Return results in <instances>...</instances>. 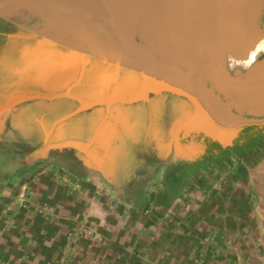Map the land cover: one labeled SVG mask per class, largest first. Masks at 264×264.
Wrapping results in <instances>:
<instances>
[{"label": "crops", "instance_id": "crops-1", "mask_svg": "<svg viewBox=\"0 0 264 264\" xmlns=\"http://www.w3.org/2000/svg\"><path fill=\"white\" fill-rule=\"evenodd\" d=\"M4 1L2 43L12 50L47 44L53 33L39 35L43 21ZM254 3L142 0L134 12L137 40L180 69L204 63L203 72L215 79L221 63L243 68L264 56L263 49L251 58L264 46V0ZM28 19L23 33L4 37V24ZM69 53L67 71L49 69L33 82L15 73L13 83L22 85L0 91V264H192L199 240L214 230L230 232L236 247L218 264H264V195L230 198L210 180L184 178L182 170L195 168L166 165L184 157V143H194L181 140L177 112L186 100L148 94L132 104L83 110L132 97L144 80L92 54ZM162 103L169 113L148 120L146 112ZM163 170L179 197H160ZM28 187L54 216L17 211L14 202Z\"/></svg>", "mask_w": 264, "mask_h": 264}, {"label": "water", "instance_id": "water-1", "mask_svg": "<svg viewBox=\"0 0 264 264\" xmlns=\"http://www.w3.org/2000/svg\"><path fill=\"white\" fill-rule=\"evenodd\" d=\"M241 1L245 8L252 6L253 2H256L253 7L257 5V0ZM141 2L142 0H5L3 6H16L15 11L28 12L38 17L39 22L44 23V32L39 35L52 32L51 40L72 52L92 54L107 63L133 69L142 75L144 81L138 94L93 103L84 106L83 110L112 103L132 104L146 99L148 94L169 93L189 101L193 106L192 112H181L178 118L183 134H204L225 148L233 145L234 138L245 127L264 125V118H260L264 115V89L259 93L256 90L264 88V71L261 72L264 69L263 63L254 60L243 79L229 74L223 63L220 64L221 70L215 73V79L203 72L206 65L204 63H200L195 70L167 64L137 40L134 12ZM253 75L256 77L249 79ZM217 79L223 80L222 90H230L232 97H237L235 102L226 103L213 95L209 81L218 84ZM204 80L209 81L206 83ZM30 99L32 98L23 97L21 101ZM14 103H9L7 109ZM236 109L240 112L239 115H236ZM247 113L254 118H248Z\"/></svg>", "mask_w": 264, "mask_h": 264}, {"label": "rangeland", "instance_id": "rangeland-1", "mask_svg": "<svg viewBox=\"0 0 264 264\" xmlns=\"http://www.w3.org/2000/svg\"><path fill=\"white\" fill-rule=\"evenodd\" d=\"M22 21L26 22L28 25L25 23L20 25L17 24V26L11 28V26L7 24L10 28L8 29L6 24H4L3 27L6 31H3V34L7 32L4 37H9V34L14 35L15 31L23 33L27 27H31V21L29 19L27 21ZM45 43L47 44L42 46L27 43L17 50H12L7 47V45L3 44L0 39V79L4 77L3 80H6L0 84V91L9 93L13 89L22 85L20 81L13 83L15 73H24L25 77L28 76L29 81L33 82L39 77V75L41 76L42 72L49 69L52 73H57V70L62 73L70 68V65L68 64L69 58L72 57L69 53L70 50L62 45L54 43L51 39H48ZM263 49L264 46L261 45L256 49L251 58H254L256 53ZM259 58L257 60H259ZM55 59H59L60 64H58ZM227 65L229 74L235 75V77L243 79V77L248 74L249 67H237L235 64H232L231 66L229 64ZM96 70L98 72L100 69L97 68ZM255 77L256 76L253 75L250 76L249 79ZM208 81L209 80H204L206 83ZM217 83H220V85L209 81V88L215 97L226 103H232L237 100L236 96L232 97V91L222 90L221 87H224L222 79H217ZM226 86H229V84L226 83ZM237 111L238 110L236 109V115H239L240 112ZM168 113L169 112L162 103L153 108L152 111L148 110L145 117L149 120V114H152L155 118H164ZM248 113L246 116L249 118L251 116ZM262 114H264V112ZM180 115L181 109L177 112V117H180ZM185 137H187V135H185ZM197 142L199 143L201 141L197 138L192 145L184 143L182 145L184 148L182 152L184 157L177 160H171V162L166 160V162H168L166 165L178 166L180 168H195L194 170H188L189 172L182 170V172H184V178H186V173H188V179L192 178L197 180L199 177L201 179L205 178L206 181L210 180L212 185H216V188L213 190L221 189L223 191L225 189L226 194H228L230 198H233L236 194H240L242 198L254 200L263 197L264 191L260 188L263 187L264 189V132L259 135L255 142L236 143L232 146H227L226 148L224 146L218 147L215 144H211V146L209 144L199 146L197 145ZM219 145L221 144L219 143ZM236 168H242V170H236ZM163 171L164 180L159 192L160 197H179L177 191L172 189V186L170 188L171 184L166 178L169 170ZM257 173H259V176ZM187 185L188 183H184L183 188ZM235 188H237V191H234ZM182 193H184V191ZM211 235L216 237V241L214 244L208 246L203 242L205 238H209ZM198 244V249L196 250L192 264H194L200 256H202L201 260H204V264H218L222 254H235L236 251L234 240L228 231L214 230L201 238Z\"/></svg>", "mask_w": 264, "mask_h": 264}, {"label": "built area", "instance_id": "built-area-1", "mask_svg": "<svg viewBox=\"0 0 264 264\" xmlns=\"http://www.w3.org/2000/svg\"><path fill=\"white\" fill-rule=\"evenodd\" d=\"M15 205L17 206V211L25 213L29 216H42L45 218H50L54 216V209L47 203L40 202L37 194L32 188L28 187L17 196L15 200ZM14 223L13 218L8 219V226ZM216 241L214 235L209 236V238L204 239V244L212 245ZM200 256L194 264H204V260H201Z\"/></svg>", "mask_w": 264, "mask_h": 264}, {"label": "flooded vegetation", "instance_id": "flooded-vegetation-1", "mask_svg": "<svg viewBox=\"0 0 264 264\" xmlns=\"http://www.w3.org/2000/svg\"><path fill=\"white\" fill-rule=\"evenodd\" d=\"M259 61H261L263 63V65H264V56L260 57ZM263 71H264V69L261 72H263ZM262 89H264V88H256L258 93L260 91H262ZM183 100H185V99H183ZM184 102H187L188 106L185 105L183 107V106L180 105V107H178V109H181V112H192V110H193L192 104L189 101H187V100L184 101ZM250 118H254V116H251ZM260 118L261 119L264 118V115L261 116ZM263 132H264V125H261V126L251 125V126L245 127L238 134V136L236 138H234L233 144L241 143V142H255L258 139L259 135L262 134ZM181 137H182L181 138L182 142H187V141H191V140L195 141L198 138L201 141L199 143L197 142L198 143L197 145H199V146H205V144H209L211 146V144H213V145L215 144L218 147H223V146L219 145V143L214 142L212 139L206 137L204 134H199V135L191 134V135H187V137H185V135L182 133Z\"/></svg>", "mask_w": 264, "mask_h": 264}, {"label": "bare ground", "instance_id": "bare-ground-1", "mask_svg": "<svg viewBox=\"0 0 264 264\" xmlns=\"http://www.w3.org/2000/svg\"><path fill=\"white\" fill-rule=\"evenodd\" d=\"M255 51H256V50H255ZM255 51H254V52H255ZM254 52H253V53H254ZM252 55H253V54H252ZM251 57H252V56H251ZM250 62H251V61H249V63H250Z\"/></svg>", "mask_w": 264, "mask_h": 264}]
</instances>
